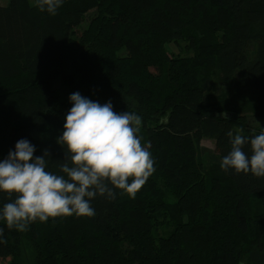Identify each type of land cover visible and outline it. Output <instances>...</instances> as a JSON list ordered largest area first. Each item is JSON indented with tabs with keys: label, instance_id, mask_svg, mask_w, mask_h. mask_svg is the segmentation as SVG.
Instances as JSON below:
<instances>
[{
	"label": "trees",
	"instance_id": "16d2710c",
	"mask_svg": "<svg viewBox=\"0 0 264 264\" xmlns=\"http://www.w3.org/2000/svg\"><path fill=\"white\" fill-rule=\"evenodd\" d=\"M247 112L264 119V0H9L0 264H264Z\"/></svg>",
	"mask_w": 264,
	"mask_h": 264
},
{
	"label": "rangeland",
	"instance_id": "374dc122",
	"mask_svg": "<svg viewBox=\"0 0 264 264\" xmlns=\"http://www.w3.org/2000/svg\"><path fill=\"white\" fill-rule=\"evenodd\" d=\"M9 0H0V7H5L8 4ZM28 2L31 5H35L37 2H39V0H28ZM167 51L171 56H185V53L176 45H169L167 46ZM155 69H151L150 72L153 75H157L156 71H154ZM244 119V130H249V131H259L261 134L264 135V119H255L251 113H245L243 115H241ZM246 119H248L247 121H245ZM242 131V132H243ZM241 131H238L239 134H242ZM201 142V146L209 149L210 151H214L215 150V146H214V142L212 140L206 139ZM171 226L168 225L167 223L163 224L162 227H160L159 233L160 234H168L171 231ZM1 262L3 263H7L6 260H2Z\"/></svg>",
	"mask_w": 264,
	"mask_h": 264
}]
</instances>
